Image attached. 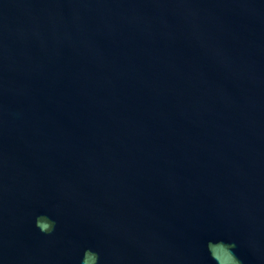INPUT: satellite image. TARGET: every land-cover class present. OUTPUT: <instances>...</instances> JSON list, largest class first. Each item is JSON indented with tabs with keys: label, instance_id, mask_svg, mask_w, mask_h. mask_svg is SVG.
Returning a JSON list of instances; mask_svg holds the SVG:
<instances>
[{
	"label": "water",
	"instance_id": "water-1",
	"mask_svg": "<svg viewBox=\"0 0 264 264\" xmlns=\"http://www.w3.org/2000/svg\"><path fill=\"white\" fill-rule=\"evenodd\" d=\"M0 264H264V0H0Z\"/></svg>",
	"mask_w": 264,
	"mask_h": 264
}]
</instances>
